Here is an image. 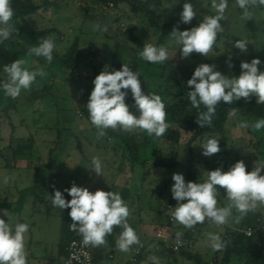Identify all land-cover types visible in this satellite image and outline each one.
Returning <instances> with one entry per match:
<instances>
[{"label":"rangeland","instance_id":"374dc122","mask_svg":"<svg viewBox=\"0 0 264 264\" xmlns=\"http://www.w3.org/2000/svg\"><path fill=\"white\" fill-rule=\"evenodd\" d=\"M185 2L193 5L197 13L196 17L202 16L204 19L205 16L215 15V10L211 7L212 0H185L183 3H180L179 0H163V4L157 5V9L163 19L172 18L173 14L177 16V23H179L180 13ZM84 4L89 3H86V0H62L49 11L32 15L28 21L34 28L53 25L59 27L64 36L62 40L55 43L54 49L60 52H65L76 38H78L81 48L87 46L90 41L95 42L101 48L99 58L104 62L113 58L128 60L132 58V55L134 56V48L137 45L130 39L131 31L144 43H151L159 47L157 34L150 28L145 18L132 12L128 5L123 4L118 9L113 8L110 11L111 14L106 16L97 14V6L90 3L89 7H92V11L96 13L92 14L94 18L90 19L86 18L82 12L81 5ZM250 11L252 12L251 18L256 19L259 23V29L255 35L247 29L248 19L242 18V11L237 9L235 0H228L226 19L220 22L224 31L217 35V38L219 37L217 49L213 48L207 57L192 53L190 57L182 59L180 45L170 38L166 41L169 58L190 70H195L199 64L209 61L210 64L212 62L216 65V70L229 77L239 76L241 73L239 70L238 73H234L231 71L232 67H228L226 61L229 55L232 57L231 63L235 61L239 68L242 61L251 62L252 59L259 58L262 63L258 65V68L264 72V6ZM114 15L119 16V22L114 21ZM203 19L200 21L202 22ZM97 22L102 26L107 25L108 30L106 32L94 30V25ZM21 24L26 26L23 22ZM26 28L28 27L26 26ZM12 39L19 41V45L14 46L7 43ZM239 39L248 42L246 53H241L234 47L235 42ZM4 42L7 44L0 43V76L6 77L4 66L17 59H26L28 61L26 66L29 67V70L43 68L47 73L43 78L37 76L31 88L22 90L20 95L14 99L17 110H19H13V114H11L15 133L22 137H33L36 149L33 157L27 158L32 160L29 166L21 164V166L7 168L0 165V210L7 209L9 211L8 222L13 225L15 222H27L30 234L47 240L48 245L42 243L34 245L38 251L42 252L46 248L49 251L50 247L59 240L62 210L53 207L51 200L44 203L35 202L31 189L35 180V165L50 161L51 165L47 173L49 176L57 174L61 186L75 183L88 188L91 192L98 189L108 191L111 188L110 191L120 195L121 187L128 186L130 188L129 198L124 200L130 211L128 224L135 230L139 239H141V226L145 225V231L153 233L156 224L167 220L166 214L169 212L167 205L173 204L171 212L177 206V201L173 199L171 192V187L174 184L172 175L181 173L186 182L184 167L187 161L181 159L180 165L175 169L151 167L149 172H147V167L142 164L136 165L130 171V166L125 163L121 170L114 171L111 166L113 156L109 151L105 155L103 152L105 148L113 151L118 148V139L112 137V140L109 141V129L105 130L106 136L98 139L97 129L92 125L86 108L90 93L94 88L92 81L95 74L91 71L88 72L84 63H80L75 70L63 67L60 62L48 67L49 63L43 57L26 56L29 48L23 40H19L17 37L12 36ZM33 46L31 44L30 48ZM136 59L142 61L139 53L136 55ZM150 70L155 71L156 67L150 68ZM51 79L53 82L48 86ZM155 81L154 79L153 82ZM3 83L0 84V107L10 101L4 94ZM32 89L44 90L48 94L27 101L23 97L25 94H29ZM262 118L264 116H244L236 112L235 115L229 117L224 135L214 132L206 134L204 138L194 140L191 145L192 152L200 161L194 166L199 173L197 183L206 181L208 171L221 168L226 172L240 160H243L246 171L249 172L254 169L256 162L264 161V129L257 131L251 127ZM241 121H246L249 127H239ZM0 122H2L0 132L3 139H0V146L3 148L10 140L11 126L5 120ZM91 125L93 129L90 128ZM205 138L218 139L221 151L211 157L203 156L201 146ZM154 140L152 143L156 142ZM157 144L159 143L157 142ZM112 147L115 148L112 149ZM182 147V145L178 147L180 156L184 154ZM82 151L86 152L88 156L100 158L103 176L90 170L89 177H82L81 173L85 174L87 167L92 168V165L89 166L81 160ZM150 151L149 148L142 149L141 156L149 154ZM121 152H123V148ZM114 158L118 157L114 156ZM1 162L2 157H0ZM26 162L29 164L28 160ZM126 168L132 175V179L127 184L120 182L117 178L118 172H122ZM261 174H264V170ZM5 176L9 177L7 184L3 182ZM217 201L218 207H225L230 203L224 189L218 188ZM237 215L233 210V217L229 218L228 223L234 222ZM0 219L7 222V217L3 215L2 211H0ZM174 223L179 225L181 232L186 231L183 225L176 221ZM192 229L195 243L194 252L200 254L203 263L209 264L210 261H214L215 251L209 246L205 234L213 232L221 235L225 226L217 227L206 220L203 224L198 223ZM156 257L159 258L160 264H199L194 258L178 253L169 257L159 255ZM138 264H152V262L146 259Z\"/></svg>","mask_w":264,"mask_h":264},{"label":"clouds","instance_id":"9594fccd","mask_svg":"<svg viewBox=\"0 0 264 264\" xmlns=\"http://www.w3.org/2000/svg\"><path fill=\"white\" fill-rule=\"evenodd\" d=\"M236 5L242 10V18L250 19L253 7L264 6V0H235ZM212 9L215 15L205 16L198 26L190 30L180 31L174 27L170 38L180 45L181 58H188L192 53L207 57L213 51L218 33L224 31L221 21L226 19L225 12L228 8V0H212ZM197 13L191 3L185 2L180 13L179 23L190 24ZM14 16L11 0H0V43L10 39L16 32L10 21ZM96 31H107V25L97 22L94 25ZM248 42L239 39L234 47L241 53L248 51ZM56 47L54 37L42 39L39 46L28 49L26 56L43 57L47 63L53 60V51ZM139 56L144 61L152 64H163L168 60V50L163 46H155L145 43ZM231 55L226 63L231 68ZM262 62L254 58L251 62L242 61L239 76H226L216 70L215 64H199L191 78L187 81V98L192 107L200 109L204 106L206 111H200L196 123L204 128L211 126L216 114V106L223 101L232 104L235 101L251 97L256 98L257 104H264V72L258 65ZM26 59H17L3 70L7 73V80L3 83V91L6 97L17 98L22 90H28L36 81L37 76L45 77L47 73L43 68L29 70ZM140 73L131 70L126 64L120 70H109L108 66L94 78V88L90 93L86 105L90 121L97 129V138L107 135V129L122 131L123 133H147L159 138L163 136L170 124L166 122L165 103L160 95L146 94L142 91ZM130 90L134 100V107L138 115L130 111L126 103V97ZM237 109H232L229 115H235ZM241 128H248L246 121H241ZM255 130L264 129V118L251 125ZM201 148L202 155L211 157L221 151L218 139L205 138ZM91 165L97 175L103 174L102 162L99 157L91 158ZM264 161H258L252 171H246L243 160L237 161L228 171L217 168L208 171L205 182L197 183L188 181L181 173H174L171 187L173 199L177 206L171 213L172 218L186 229H192L198 223L206 220L217 227L227 224L233 217V210L239 215L235 216V222H239L247 213L254 212L258 206H264ZM103 176V175H102ZM9 177H4L7 184ZM218 188L224 189L230 203L225 207H218ZM71 197L64 198L60 190H55L51 196L52 206L55 208L70 209L69 216L72 223L70 230L77 232L83 238L86 245L100 246L106 243V236L113 232L114 227H120L123 231L116 241L117 248L122 252L130 251L133 245L140 240L135 230L128 224L130 211L119 193L112 191L96 190L91 192L86 187L77 186L75 183L70 188L64 189ZM7 217V222L0 219V264H27L25 251V234L29 230L28 223L8 222L9 211L0 210ZM180 233H177V243H180ZM209 246L214 251H221L227 246L219 233L208 232L205 234ZM152 264H160L156 256H149Z\"/></svg>","mask_w":264,"mask_h":264},{"label":"trees","instance_id":"16d2710c","mask_svg":"<svg viewBox=\"0 0 264 264\" xmlns=\"http://www.w3.org/2000/svg\"><path fill=\"white\" fill-rule=\"evenodd\" d=\"M60 1L62 0H11L14 16L10 21V24L15 21H21L34 35L40 37L41 40L51 36L54 37L55 43L59 42L64 36L63 31L59 27L53 25L34 28L30 25L28 19L30 20L34 14L47 12L49 9H52L55 4L60 3ZM184 1L185 0H179L180 3H183ZM87 2L97 6V14L106 16H109L111 10L105 9L104 5L108 6L109 3L112 2L114 4L113 8L115 9H118L123 4L128 5L132 12L139 17L142 16L145 18L150 28L157 34L158 45H163L165 48L166 41L170 39L169 36L174 27H178L180 31L190 30L191 28L198 26L201 22L200 20L203 19L202 16H200V18L195 17L194 22L190 24L177 23V16H174L173 14L172 18L163 19L161 13L157 9V5L163 4V0H86V3ZM89 4L81 5V9L86 18L92 19L94 18L92 17V14L96 13L92 11L93 8L89 7ZM261 7L263 6L253 7L250 10L255 8L259 9ZM237 9L242 11L238 6ZM114 16V21L119 22V16ZM258 24L259 23L256 19L250 18L247 20L246 27L255 35L259 29ZM130 39L137 45V47L134 48V56L132 55L131 59L117 60L116 58H113L110 61L108 60L107 62H104V60L99 58L101 48H99L95 42L90 41L87 46L81 48L80 42L78 38H76L65 52H60L54 49L53 60L48 67H52L51 65L60 62L63 67L69 70H75L80 63H84L87 66V71L93 72L95 77L105 66H108L109 70H120L122 65L126 64L131 70L138 71L140 73L139 79L141 81L142 91L146 94L155 93L161 96L162 101L165 103L166 122L170 124V127L166 133L159 138L154 135L149 136L146 132L140 133L138 137L136 133H123L122 131H113L112 129H109V138L116 137L118 139V143L123 148V163L128 164L131 171L137 164H142L144 167H147V172H149L151 167L175 169L180 165L181 159H185L187 161V164L184 167L186 183L188 181L197 182L199 173L194 166L199 164L200 161L192 152L191 145L193 141L197 138H204L206 134L214 132H220L224 135L226 123L231 116L229 113L234 108L237 109V113L244 116L263 117L264 104H257L254 96L248 100L241 98L232 104H226L221 101V103L216 106V114L213 117L212 125L210 127L205 126L204 128H201L196 123L197 115L200 111H206V109L203 105H201L200 109L192 107L187 98V92L191 90L187 87V81L191 78L194 69H185L179 62H173L170 58H168L163 64H152L143 59L142 61H139L136 59V55L143 50L145 43L141 38L133 34L132 31L130 32ZM218 41L219 37L214 45L215 49L218 48ZM7 43L14 46L19 45V41L15 39H12ZM7 43L4 42L3 44ZM207 64H210V62L208 61ZM232 65V72H241V68L237 66L235 61L232 62ZM154 67H156V70L151 71L150 68L152 69ZM7 78V76H0V84L5 82ZM52 79L48 86L53 82ZM154 79L156 80L155 82H153ZM47 94L48 93H45L44 90L39 91L37 89H32L31 92L25 94L23 98L27 101H31L41 95L45 96ZM8 98L10 101L5 103L3 107H0V121L5 120L11 126L10 140L3 148L0 146V157H2L0 165L11 168L16 167L19 159L33 157L36 144L33 137H22L15 133L14 124L11 121V114H13V110H17V107L15 100L10 97ZM126 103L130 106V111L137 115L139 114L134 107V100L130 90L126 97ZM1 123L2 122H0V124ZM0 139L3 140L1 132ZM153 139H155L154 141L156 142L152 143ZM157 142L159 144H157ZM162 145L164 148L161 147ZM179 145L183 146V156H180L179 154ZM147 148L151 150L150 153L142 157L141 150H146ZM50 165V161L35 165V180L31 187L34 193L35 202L44 203L45 201H50L55 190H60L63 193L64 198L70 200L71 197L64 191V189L70 188L72 185L67 184L61 186L59 183L60 181L57 180V174L49 176L47 172ZM120 193L122 199L126 200L129 198L130 188L124 185L121 187ZM167 210L169 213L171 212L168 208ZM263 211L256 210L254 212H249L243 219H240L234 227H225L221 233V237L228 242L227 246L221 251H215L213 258L214 261H211L209 264H264V228L257 226V217ZM69 212L70 209H63L61 214L62 221L59 245L62 250H64V248L66 250V246L72 238H82L77 232L70 230L69 225L71 218ZM166 216L167 220L156 224L155 229L164 228L169 232L171 231L173 235H175V233H180L182 236L192 238V229L181 232L178 228H175V220L171 221L169 220L168 215ZM247 226H252L254 228V231L250 235H247L243 231ZM122 231V228L114 227L113 232L106 236L105 244L92 246L93 256L97 264H104V259H108L107 264L114 258L116 259L115 255L111 260L109 258V253L112 252L115 254L116 238ZM143 239L145 240L146 245L137 260L135 262L125 260L123 264H138L143 260L148 259L149 256L159 255L162 257H169L177 253L194 258L199 264H205L200 255L194 252V249H182L178 252L174 251L169 246L168 242L152 237L151 233H145ZM116 262L118 263V261Z\"/></svg>","mask_w":264,"mask_h":264},{"label":"crops","instance_id":"0c3cea01","mask_svg":"<svg viewBox=\"0 0 264 264\" xmlns=\"http://www.w3.org/2000/svg\"><path fill=\"white\" fill-rule=\"evenodd\" d=\"M41 13H43V12H41ZM11 25L14 28H16V32H13L11 34V37L13 36V37L19 38V40L20 39L23 40L26 43V46L28 48H30L31 44L34 45V46H39V44L41 42L40 38L38 36L34 35L28 28H26V26H22L21 22L15 21V22L11 23ZM90 128L93 129V126L91 125ZM108 139H109V141H111L112 137H110V138L108 137ZM117 146H118V148H116V149H114L115 147H112V149H114V151L113 150H109L108 148H105V151L103 152L104 155H105L109 151L111 153V155L113 156V159H112L113 163L111 164V166H112V169L114 171L117 170V169L121 170L122 166H125V163H123V160H124L123 152H121L122 146L119 143H117ZM114 156H117L118 158L115 159ZM91 157L92 156L91 155L88 156L86 154V152H84V151L81 152V157H80L81 160L83 162H86L89 166L91 165ZM27 160L29 161V164L26 162ZM31 163H32L31 159L24 158V159H19L16 166H18V165L21 166V164H24L25 166H29ZM90 170H91L90 167H87L85 169V174L81 173L82 177H85V176L89 177L88 176V174H89L88 172ZM57 178H58L57 180L59 181V176ZM117 178H118V180H120V182H123V183L127 184L132 179V175H130L129 169L126 168L124 171L122 170V172L121 171L118 172ZM70 185H72V184H70ZM77 186H79V185H77ZM80 187H82V186H80ZM257 210L263 211L264 210V206H258ZM22 223H27V222H23L22 221ZM236 224H237V222L234 221V222H231V223H227L224 226L225 227H234ZM174 226H175V228H178L179 231H181L179 225L174 223ZM59 227H61V226H59ZM187 230L188 229H186V231ZM141 231L142 232L140 233V238L143 237L145 235V233H149V232L145 231V225L141 226ZM59 239H60V237H59ZM118 239H119V236H117L116 241ZM36 243H42V244L48 245L47 244V240H45L44 238L39 237V236L36 237V236L30 234V227H29L28 232L25 234V251H26V254H27V264H52L55 261L63 259L64 256L66 255L65 248H64V250H62L60 248L59 240L56 243H54V246L50 247L49 251L46 248L45 249L46 251L43 250L42 252L35 249L34 245ZM114 252H115V255H116V259L115 260L118 261V264H123L125 262V260H126L125 257H126V253L127 252L120 251L117 248V245L115 246V251ZM104 261H103L104 264L105 263L107 264L108 259H104Z\"/></svg>","mask_w":264,"mask_h":264},{"label":"built area","instance_id":"2783aa9c","mask_svg":"<svg viewBox=\"0 0 264 264\" xmlns=\"http://www.w3.org/2000/svg\"><path fill=\"white\" fill-rule=\"evenodd\" d=\"M114 4L112 2L109 3V5H104L105 9H113ZM80 113V112H79ZM167 208L171 210L173 208L172 204H168ZM169 220L174 221V219L171 216V212H168ZM72 221L70 222V224ZM257 226L260 228H264V211L257 217ZM243 231L250 235L254 228L252 226H247L243 229ZM151 236L154 238H157L159 240H164L165 242L169 243V246L174 251H180L182 249H193L194 248V237L187 238L185 236L180 235L179 240L180 243H177V233L175 235L172 234V232L165 230L164 228H157L151 233ZM140 243L133 245L130 249V251L127 252L125 259L135 262L138 258V256L141 254L142 250L144 249L146 242L141 237ZM158 247V246H157ZM115 257L114 253H109V258L112 260ZM52 264H97V262L94 259L93 256V249L92 245H86L83 243V238H72L67 246H66V255L63 259L53 262ZM108 264H118L115 261V258L110 261Z\"/></svg>","mask_w":264,"mask_h":264}]
</instances>
